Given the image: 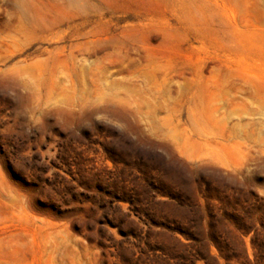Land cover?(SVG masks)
Masks as SVG:
<instances>
[{"label":"rangeland","instance_id":"374dc122","mask_svg":"<svg viewBox=\"0 0 264 264\" xmlns=\"http://www.w3.org/2000/svg\"><path fill=\"white\" fill-rule=\"evenodd\" d=\"M0 264H264V0H0Z\"/></svg>","mask_w":264,"mask_h":264},{"label":"trees","instance_id":"16d2710c","mask_svg":"<svg viewBox=\"0 0 264 264\" xmlns=\"http://www.w3.org/2000/svg\"><path fill=\"white\" fill-rule=\"evenodd\" d=\"M214 227V225L210 224L209 227V236L212 238V240L215 242V244L217 245V247L219 248V250L222 251V249L224 248V241L225 239L222 238L219 234L217 235V233H215L212 229ZM196 230L198 231H202V234L199 235V237H196ZM185 234H187L189 237L194 238L195 241H200L203 239L204 233H203V227L201 226V224L195 223L193 221H188L187 223V229H185L184 231ZM195 234V235H194Z\"/></svg>","mask_w":264,"mask_h":264}]
</instances>
